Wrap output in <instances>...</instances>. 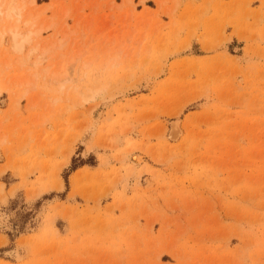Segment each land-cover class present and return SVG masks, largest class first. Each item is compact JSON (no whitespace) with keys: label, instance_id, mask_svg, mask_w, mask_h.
<instances>
[{"label":"rangeland","instance_id":"374dc122","mask_svg":"<svg viewBox=\"0 0 264 264\" xmlns=\"http://www.w3.org/2000/svg\"><path fill=\"white\" fill-rule=\"evenodd\" d=\"M16 4L0 264H264V0Z\"/></svg>","mask_w":264,"mask_h":264},{"label":"bare ground","instance_id":"6f19581e","mask_svg":"<svg viewBox=\"0 0 264 264\" xmlns=\"http://www.w3.org/2000/svg\"><path fill=\"white\" fill-rule=\"evenodd\" d=\"M34 2H35V0H30V4L32 3V4H34ZM17 4H16V0H10L9 1V3L8 4H5V2H4V0H0V20H4V21H11L12 20V18L15 16H17L18 17V19L19 18H21V11H20V9H18L17 8ZM24 9V8H23ZM22 9V10H23ZM18 21V20H17ZM14 23H16V22H14ZM26 24H28L29 23V21H27L26 20V22H25ZM25 24V25H26ZM17 24H15L13 27H10L9 29L7 28V33H9L10 35H11V39H12V45H13V50L15 51V52H22V50H23V47H24V44L25 43H27V42H29L30 41V37L29 36H31V34L32 33H30V34H28V36H25V34H24V36L22 35V34H20V33H18L16 30H17ZM42 30V29H41ZM4 32V31H3ZM38 32V31H37ZM29 33V32H28ZM1 36H3V34L1 35ZM35 36V35H34ZM38 36V35H37ZM36 37V36H35ZM36 47V46H35ZM38 47V46H37ZM36 47V50H38V48ZM42 49V48H41ZM34 50V49H33ZM36 50H34V51H36ZM43 53V52H42ZM41 53V56H40V58L44 55V54H42ZM118 55H116V57H117ZM45 57V56H44ZM115 57V58H116ZM118 58V57H117ZM42 59H43V57L41 58V59H38V60H36L37 61V64H39L41 61H42ZM5 60V59H4ZM10 67L11 66V64H10V62H7V65L5 64V68H7V67ZM6 72V71H5ZM39 75V74H38ZM3 77V76H2ZM17 77V76H16ZM15 77V78H16ZM8 78V77H7ZM18 78V77H17ZM37 78V75H33V79L35 80ZM12 79V78H11ZM31 80H29L28 78H26V80H24V83H25V85L26 84H31L32 85V87H33V83H31L33 80H32V76H31V78H30ZM17 80V79H16ZM19 81L21 82V80L19 79ZM18 81V82H19ZM14 82L15 83H13L12 81H11V83H13L14 84V87H15V85L17 84L16 83V81L14 80ZM22 82H23V80H22ZM19 85H20V83H19ZM23 85V84H22ZM25 89V88H24ZM18 91H19V89H18ZM17 91V92H18ZM23 91V90H22ZM27 90L25 89V91H23V92H20L19 94H16L17 96L15 97L16 98V101L18 102V100L20 99V98H22L23 96H25V94L28 92H26ZM30 91V90H29ZM16 92V93H17ZM13 104H15V103H13ZM12 104V105H13ZM12 107V106H11ZM13 108V107H12ZM174 124H173V128H172V131H171V134L169 135L170 136V139H172V140H176L180 135H181V129H180V127L178 126V123H176V122H173ZM3 141V140H2ZM137 157V156H136ZM0 158H2V157H0ZM132 158H134V156L132 157ZM136 161V162H135ZM134 161V163L135 164H137V160H135ZM139 162V161H138Z\"/></svg>","mask_w":264,"mask_h":264},{"label":"crops","instance_id":"0c3cea01","mask_svg":"<svg viewBox=\"0 0 264 264\" xmlns=\"http://www.w3.org/2000/svg\"><path fill=\"white\" fill-rule=\"evenodd\" d=\"M7 110L8 109H5V110L0 109V123H1V121L3 119V116H4L3 113L7 112ZM29 154H30V152H29ZM20 157L22 159H25V160L27 158V156H24V155L20 156ZM12 166H13L12 161L8 157H5V158L2 157L1 158V160H0V188H1V185L3 184L4 192L7 195L9 194V190L15 189V192L12 195V197H8L5 204H0V212L4 213L7 217H8V215H10V212H11V209L10 210L7 209L8 205L10 204V202L13 201L18 196V194H20L21 192H23V195L25 194L24 187L20 186V183L22 181L21 177L19 175H15L14 173H12L13 172L12 171L13 170ZM66 166H68V165H66ZM30 181L33 182L34 180L32 178H30ZM63 189H64V186H63ZM70 193H69V198H70Z\"/></svg>","mask_w":264,"mask_h":264},{"label":"trees","instance_id":"16d2710c","mask_svg":"<svg viewBox=\"0 0 264 264\" xmlns=\"http://www.w3.org/2000/svg\"><path fill=\"white\" fill-rule=\"evenodd\" d=\"M75 171H77V169H76ZM75 171H74V172H75Z\"/></svg>","mask_w":264,"mask_h":264}]
</instances>
